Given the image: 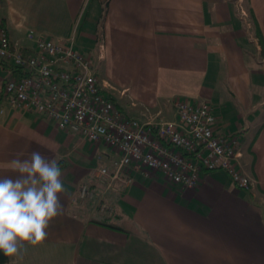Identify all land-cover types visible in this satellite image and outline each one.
Returning <instances> with one entry per match:
<instances>
[{"label":"crops","instance_id":"1","mask_svg":"<svg viewBox=\"0 0 264 264\" xmlns=\"http://www.w3.org/2000/svg\"><path fill=\"white\" fill-rule=\"evenodd\" d=\"M234 1L0 0L12 49L33 53L29 31L71 39L130 118L175 121V100L210 103L216 131L239 136L236 166L253 182L239 189L225 172L204 170L189 189L136 171L130 187L103 194L92 173L112 170L118 155L10 105L4 85L20 72L0 61V177L16 176L17 153L39 151L59 161L66 189L46 239L25 242L3 264H264V56ZM248 1L264 40V0ZM89 182L96 196L81 203L78 189ZM101 196L111 216L97 209Z\"/></svg>","mask_w":264,"mask_h":264},{"label":"built area","instance_id":"2","mask_svg":"<svg viewBox=\"0 0 264 264\" xmlns=\"http://www.w3.org/2000/svg\"><path fill=\"white\" fill-rule=\"evenodd\" d=\"M27 37L34 42L32 54L12 49L0 30V61L20 72L6 81L3 95L16 109L45 115L61 131L114 151L118 158L113 169L100 166L92 173L93 180L105 187L103 194L130 187L136 171L160 173L174 185L194 189L202 171L221 170L237 188L253 186L236 166L239 136L216 131L217 118L210 103L175 100V121L130 118L103 92L91 71V61L72 44L55 43L32 31ZM93 185L79 187L81 203L95 198ZM96 206L102 214L114 213L103 196Z\"/></svg>","mask_w":264,"mask_h":264},{"label":"clouds","instance_id":"3","mask_svg":"<svg viewBox=\"0 0 264 264\" xmlns=\"http://www.w3.org/2000/svg\"><path fill=\"white\" fill-rule=\"evenodd\" d=\"M26 157V158H25ZM15 177H0V254L14 257L25 242L38 245L50 222L62 214L66 191L59 161L39 151L16 154Z\"/></svg>","mask_w":264,"mask_h":264},{"label":"rangeland","instance_id":"4","mask_svg":"<svg viewBox=\"0 0 264 264\" xmlns=\"http://www.w3.org/2000/svg\"><path fill=\"white\" fill-rule=\"evenodd\" d=\"M235 4H236V13L235 15H237L240 19V22L242 23L241 24V27L244 28L245 30H247V34H251L253 36V30H254V27H253V24H252V20H251V17L249 16V9L251 8L250 5H249V1L248 0H235L234 1ZM5 32V31H4ZM33 32V31H32ZM34 33V32H33ZM6 34V33H5ZM7 35V34H6ZM35 36H38L34 33ZM8 37V36H7ZM41 37V36H39ZM44 39V37H42ZM249 38V37H248ZM27 39L29 41H31L28 37ZM46 39V38H45ZM9 40V39H8ZM48 40H51V39H48ZM53 41V40H51ZM10 42V41H9ZM33 42V41H32ZM55 42V41H53ZM34 43V42H33ZM55 43H58V42H55ZM65 44H72L73 46V41L70 39L68 43H65ZM74 48V46H73ZM75 49V48H74ZM75 51L79 52L81 55H83L84 57L88 58L87 56L84 55L83 52H80L79 50H76ZM90 60V59H89ZM91 71L92 73L94 74V68H93V64L91 63ZM95 75V74H94ZM99 83V82H98ZM100 84V83H99ZM116 99V97H115ZM121 104L123 105V103L121 102Z\"/></svg>","mask_w":264,"mask_h":264},{"label":"trees","instance_id":"5","mask_svg":"<svg viewBox=\"0 0 264 264\" xmlns=\"http://www.w3.org/2000/svg\"><path fill=\"white\" fill-rule=\"evenodd\" d=\"M248 13H249V16L251 17L252 24H253V27L255 30V35L258 39L259 46L261 48V55L264 56V40H262V38H261L260 30H259V27L257 25L256 20L254 19V15H253L251 8L249 9ZM7 259H8V257H5L3 254H0V264L5 263L7 261Z\"/></svg>","mask_w":264,"mask_h":264}]
</instances>
